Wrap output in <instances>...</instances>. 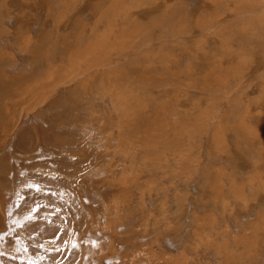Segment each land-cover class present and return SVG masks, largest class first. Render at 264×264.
<instances>
[{
  "label": "rangeland",
  "instance_id": "374dc122",
  "mask_svg": "<svg viewBox=\"0 0 264 264\" xmlns=\"http://www.w3.org/2000/svg\"><path fill=\"white\" fill-rule=\"evenodd\" d=\"M0 264H264V0H0Z\"/></svg>",
  "mask_w": 264,
  "mask_h": 264
}]
</instances>
